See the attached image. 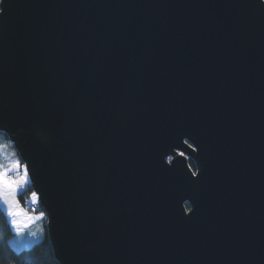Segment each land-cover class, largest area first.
Returning <instances> with one entry per match:
<instances>
[{"label": "water", "instance_id": "water-1", "mask_svg": "<svg viewBox=\"0 0 264 264\" xmlns=\"http://www.w3.org/2000/svg\"><path fill=\"white\" fill-rule=\"evenodd\" d=\"M0 10V131L58 264H264V0Z\"/></svg>", "mask_w": 264, "mask_h": 264}, {"label": "snow or ice", "instance_id": "snow-or-ice-1", "mask_svg": "<svg viewBox=\"0 0 264 264\" xmlns=\"http://www.w3.org/2000/svg\"><path fill=\"white\" fill-rule=\"evenodd\" d=\"M0 3H2V0H0ZM189 147L192 146L189 145ZM18 148L19 145H14L13 141L5 142L4 132L0 131V161L7 162V164L0 162V204L5 207L7 215L11 218L12 227L19 234L22 228L28 227L33 217L28 216L19 209L16 199L18 192L25 185L32 182L29 176V165L27 163L21 164L20 159L17 157L16 149ZM180 155L183 156L184 154L180 153ZM11 173H15V178L10 177ZM192 174L193 176L196 175L195 172ZM31 201L34 205L38 204L39 197L37 192H32ZM43 216L44 213H40L35 219L39 220Z\"/></svg>", "mask_w": 264, "mask_h": 264}, {"label": "trees", "instance_id": "trees-1", "mask_svg": "<svg viewBox=\"0 0 264 264\" xmlns=\"http://www.w3.org/2000/svg\"><path fill=\"white\" fill-rule=\"evenodd\" d=\"M4 139L5 142L8 141L5 134ZM0 162L6 163V161ZM28 186L17 197L25 210H27L25 202H31L32 191ZM38 213H44L43 209L39 207L36 214ZM6 218V214L0 208V264H58L56 259H54L53 250L47 235L45 213L39 222L27 228L30 233H37L38 237L36 238L38 241L28 249H21L20 251L15 250L10 244L11 239L15 238V234L10 230L11 227Z\"/></svg>", "mask_w": 264, "mask_h": 264}, {"label": "rangeland", "instance_id": "rangeland-1", "mask_svg": "<svg viewBox=\"0 0 264 264\" xmlns=\"http://www.w3.org/2000/svg\"><path fill=\"white\" fill-rule=\"evenodd\" d=\"M7 164V162L5 163ZM13 176L15 177V173H11L10 176ZM29 185V184H27ZM25 185L17 194V197L19 195V193H23L24 189L26 188ZM16 197L17 201H18V205H19V209L22 210L24 213H26L28 216H31L33 217L32 221L28 224V227L27 228H30L31 226L35 225L37 222H39L41 219L37 220L35 219L36 216H39L40 213L36 214V213H31L27 210H25V208L23 207V205L20 203L19 199ZM0 208L4 211V213L6 214V219L8 220V223L11 227L10 230L13 231V233L15 234V238L11 239V246L15 249V250H18L20 251L21 249H28L29 247H31L32 245H34L38 239L36 237H38L37 233L33 232V233H30L29 231H27V228H22L19 232V234L17 233V231L12 227V224H11V218L7 215V211L5 209V207L0 204ZM29 209V208H28Z\"/></svg>", "mask_w": 264, "mask_h": 264}, {"label": "flooded vegetation", "instance_id": "flooded-vegetation-1", "mask_svg": "<svg viewBox=\"0 0 264 264\" xmlns=\"http://www.w3.org/2000/svg\"><path fill=\"white\" fill-rule=\"evenodd\" d=\"M192 164L193 162L191 160H189V166L192 168Z\"/></svg>", "mask_w": 264, "mask_h": 264}]
</instances>
